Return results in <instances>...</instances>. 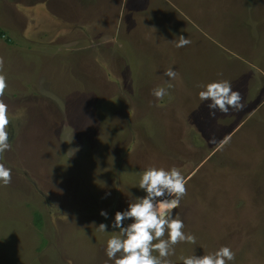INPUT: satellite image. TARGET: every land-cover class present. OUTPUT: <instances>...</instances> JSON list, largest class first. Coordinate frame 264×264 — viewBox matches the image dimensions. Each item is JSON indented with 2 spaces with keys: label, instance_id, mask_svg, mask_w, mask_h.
<instances>
[{
  "label": "rangeland",
  "instance_id": "374dc122",
  "mask_svg": "<svg viewBox=\"0 0 264 264\" xmlns=\"http://www.w3.org/2000/svg\"><path fill=\"white\" fill-rule=\"evenodd\" d=\"M0 59V264H114L115 212L153 166L187 179L173 217L196 243L171 264L221 246L264 264V0H0ZM216 80L242 111L209 115L198 92Z\"/></svg>",
  "mask_w": 264,
  "mask_h": 264
},
{
  "label": "clouds",
  "instance_id": "9594fccd",
  "mask_svg": "<svg viewBox=\"0 0 264 264\" xmlns=\"http://www.w3.org/2000/svg\"><path fill=\"white\" fill-rule=\"evenodd\" d=\"M192 41L184 35H178L174 42L177 48L185 47ZM3 60L0 59V67ZM164 75L175 80L178 73L171 67L165 70ZM172 85L168 84V88ZM199 87V85H198ZM7 88L6 78L0 75V97ZM152 94L162 98L166 89L158 87ZM201 102L208 101L209 115L216 112L227 114L230 110L242 111L245 104L241 93L233 90L228 80H216L202 86L198 92ZM10 118L7 105L0 101V160L6 151L10 150L8 126ZM11 181V169L0 163V184L7 186ZM187 179L181 170L175 166L148 167L140 175L136 185L145 195L137 197L128 204L124 211L115 212L111 223L118 232L106 241L105 254L114 264H171L168 257L174 255L178 243H196V237L184 232V223L179 217H173L181 199L187 194ZM100 214L107 218V212ZM131 221L125 224V221ZM108 225L101 223L98 228L101 232L107 231ZM235 259V253L227 246H221L215 252L206 255H191L180 257L182 264H229Z\"/></svg>",
  "mask_w": 264,
  "mask_h": 264
},
{
  "label": "flooded vegetation",
  "instance_id": "af4514ba",
  "mask_svg": "<svg viewBox=\"0 0 264 264\" xmlns=\"http://www.w3.org/2000/svg\"><path fill=\"white\" fill-rule=\"evenodd\" d=\"M144 1V0H143ZM141 2V1H140ZM141 6H144L143 2L140 3ZM146 5V4H145Z\"/></svg>",
  "mask_w": 264,
  "mask_h": 264
}]
</instances>
